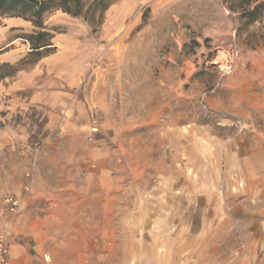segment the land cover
Listing matches in <instances>:
<instances>
[{
    "label": "rangeland",
    "instance_id": "rangeland-1",
    "mask_svg": "<svg viewBox=\"0 0 264 264\" xmlns=\"http://www.w3.org/2000/svg\"><path fill=\"white\" fill-rule=\"evenodd\" d=\"M243 1L116 0L95 29L46 17L54 53L85 52L73 114L50 122L61 114L51 101L0 112V197L31 179L13 230L34 221L46 264H229L238 248L247 254L238 226L255 205L252 183L233 179L237 162L226 161L264 147V15L244 24ZM31 29L0 17V55L24 56L19 36ZM53 75L21 95L63 90Z\"/></svg>",
    "mask_w": 264,
    "mask_h": 264
},
{
    "label": "crops",
    "instance_id": "crops-1",
    "mask_svg": "<svg viewBox=\"0 0 264 264\" xmlns=\"http://www.w3.org/2000/svg\"><path fill=\"white\" fill-rule=\"evenodd\" d=\"M140 1L143 3L149 2V0ZM74 52V48L63 47L56 53L43 58L30 72L19 74L11 80L6 79L5 83L7 84L0 88L2 89L0 91V112L3 110L7 112L18 106L32 103L48 104V101H51V104L54 103L55 106L57 104L61 114L67 113V116L64 117L52 110L50 122L56 123L60 119H65L68 122L70 117L68 113L73 114L72 106L68 107V103L73 98V94L69 89L76 88L80 84L88 64L83 50ZM71 53L73 55L68 56ZM17 56L13 52L5 53L0 55V61L12 62L16 60ZM46 70L55 72L53 76L62 80L60 86L64 89L56 93L40 90L36 94L23 97L21 92L30 86L32 79L35 80ZM5 94L8 96H5ZM53 96H55L54 101ZM234 160L237 162L239 169L237 174L240 176L233 179H243L245 183H252V196L255 199V205L252 208L243 209V215L249 216V218L246 219L247 221L242 219V224L240 223V226H238L244 237L243 248L246 249L247 254H244L240 247L238 248V256L235 258L231 256L232 261L228 263L264 264V147L254 150L253 154L247 157L240 152L236 156L229 155L226 161L227 165L229 166L230 162L233 163ZM249 167H251L252 172L247 169ZM227 174V179H229V172ZM15 194H19V192ZM34 225V221L26 220L24 224L21 223L14 228L12 236L9 237V264H46L40 254L39 241L29 235V231L34 230Z\"/></svg>",
    "mask_w": 264,
    "mask_h": 264
},
{
    "label": "trees",
    "instance_id": "trees-1",
    "mask_svg": "<svg viewBox=\"0 0 264 264\" xmlns=\"http://www.w3.org/2000/svg\"><path fill=\"white\" fill-rule=\"evenodd\" d=\"M116 0H0V17L21 18L31 25V31L19 37L28 51L17 61L0 63V81L14 77L56 51L54 34L45 24L46 17L61 12L72 18H82L92 28L98 27L105 11ZM240 19L244 24L260 21L264 15V0H244ZM241 3V6L242 4ZM1 53V52H0Z\"/></svg>",
    "mask_w": 264,
    "mask_h": 264
},
{
    "label": "built area",
    "instance_id": "built-area-1",
    "mask_svg": "<svg viewBox=\"0 0 264 264\" xmlns=\"http://www.w3.org/2000/svg\"><path fill=\"white\" fill-rule=\"evenodd\" d=\"M231 66L232 60L224 68L228 71ZM237 124L240 125V122L238 121ZM92 131L96 132L97 128H93ZM89 138L92 139V137ZM31 188L32 181L31 179H27L22 185L19 194L4 193L0 197V264H9V237L13 230L15 217L20 212Z\"/></svg>",
    "mask_w": 264,
    "mask_h": 264
}]
</instances>
